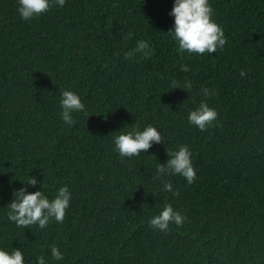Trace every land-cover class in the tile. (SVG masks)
I'll return each mask as SVG.
<instances>
[{"label": "trees", "instance_id": "16d2710c", "mask_svg": "<svg viewBox=\"0 0 264 264\" xmlns=\"http://www.w3.org/2000/svg\"><path fill=\"white\" fill-rule=\"evenodd\" d=\"M210 3L225 45L179 54L167 32L173 0H65L31 20L0 0V247L20 248L25 264H264V0ZM138 39L150 54L125 59ZM65 88L86 106L71 126L59 115ZM202 99L218 112L204 131L187 120ZM147 124L163 144L131 158L113 151L116 131ZM182 144L196 178L163 177L165 192L156 165ZM29 176L37 185L22 184ZM40 181L49 198L69 186L64 221L16 226L13 190ZM165 203L187 219L150 228ZM53 243L63 259L51 258Z\"/></svg>", "mask_w": 264, "mask_h": 264}, {"label": "clouds", "instance_id": "9594fccd", "mask_svg": "<svg viewBox=\"0 0 264 264\" xmlns=\"http://www.w3.org/2000/svg\"><path fill=\"white\" fill-rule=\"evenodd\" d=\"M64 4L65 0H17V13L21 19L31 20L47 12L53 5L63 7ZM213 11L210 0H173L169 12V15L173 17V24L167 32L175 40L179 54L185 51L197 54L214 53L217 49L223 48L227 38L222 26L213 19ZM130 36L131 33H128L125 38H130ZM149 47L147 40L138 39L135 47L126 51L124 57L131 59L137 53H140L142 57H147L150 54L146 51ZM181 70L187 71V66L182 65ZM240 75H245L243 70ZM169 87L171 89L180 87L178 80H171ZM186 87H191V85H186ZM200 93L208 97L214 95L215 91L203 87ZM59 106L60 119L69 126L75 123L74 113L86 112L81 96L71 88L60 90ZM217 116L216 108L209 106L207 101L202 99L198 106L189 110L187 120L204 131L212 125ZM116 133L112 136L113 151L122 158H131L146 153L154 143L163 144L162 134L153 124H147L142 128L133 126L124 131H116ZM167 156L168 159L164 163L159 162L155 169L156 177L162 180V190L173 191L172 183L163 180V177L172 174H179L186 179L187 183H193L196 178V169L192 162L190 147L187 144L179 145L167 151ZM37 183L36 176H29L27 182L22 184L35 186ZM39 183L40 188L32 192L27 191V188L23 186L13 190L12 199L6 205V215L7 219L14 222L16 226L26 228L30 225H37L40 229H45L50 220L60 223L64 221L71 199L69 186L61 185L49 198L44 191L43 181ZM186 219L187 217L174 209L171 203H165L160 211L148 220V226L166 232L170 224L182 226ZM49 251L51 258L63 259V253L55 243L49 246ZM35 262L36 264H47V259L44 255H38ZM0 264H25L24 252L18 247H13L11 250L0 247Z\"/></svg>", "mask_w": 264, "mask_h": 264}]
</instances>
